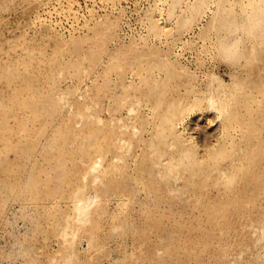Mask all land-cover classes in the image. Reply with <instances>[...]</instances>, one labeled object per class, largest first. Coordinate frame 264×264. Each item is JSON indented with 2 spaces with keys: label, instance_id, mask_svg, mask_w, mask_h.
I'll return each mask as SVG.
<instances>
[{
  "label": "rangeland",
  "instance_id": "374dc122",
  "mask_svg": "<svg viewBox=\"0 0 264 264\" xmlns=\"http://www.w3.org/2000/svg\"><path fill=\"white\" fill-rule=\"evenodd\" d=\"M256 186L264 0H0V264H264Z\"/></svg>",
  "mask_w": 264,
  "mask_h": 264
},
{
  "label": "bare ground",
  "instance_id": "6f19581e",
  "mask_svg": "<svg viewBox=\"0 0 264 264\" xmlns=\"http://www.w3.org/2000/svg\"><path fill=\"white\" fill-rule=\"evenodd\" d=\"M92 169L94 170L99 169L100 171L99 164L97 163L96 165H94ZM96 178H98V175L96 176ZM256 190H257L256 194H264V188L260 189L259 187L256 186ZM97 203H98V200L96 199V196L94 195L90 194L84 197L77 196L76 197V210L78 213V217L80 219L87 217L93 211V209L97 207Z\"/></svg>",
  "mask_w": 264,
  "mask_h": 264
}]
</instances>
